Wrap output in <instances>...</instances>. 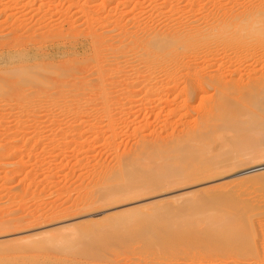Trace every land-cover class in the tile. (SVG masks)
I'll use <instances>...</instances> for the list:
<instances>
[{"label":"rangeland","instance_id":"obj_1","mask_svg":"<svg viewBox=\"0 0 264 264\" xmlns=\"http://www.w3.org/2000/svg\"><path fill=\"white\" fill-rule=\"evenodd\" d=\"M216 2L226 9L234 7L236 14L254 5L264 11V0H0V264H264V180L255 175L259 172L247 173L263 167L264 162L249 160L237 168L205 174L207 168L221 167L225 155L242 159L236 157H241L237 139L244 136L242 127L251 110L258 119L264 118V110L252 107L250 113L242 109L235 115L227 113L232 103L219 105V111L227 110V119H239L219 120L216 112L206 163H174L175 172L186 169L170 175L158 160L163 155L151 149L168 146L173 152L179 145L176 152L186 145L183 131L201 124V107L215 95L214 89L204 83L206 93L196 89L197 98L192 95L187 109L181 107L184 97L172 96L173 112L163 105H151L153 111L143 108L145 112L139 113L136 107L130 112L129 106H123L131 104L122 94L129 79L136 78L137 72L152 71L138 60L136 53L141 56L142 52L135 51V40L146 42L153 35L170 32L177 35L184 28L193 34L205 33L206 22L212 19L204 22L203 18L216 11ZM193 15L196 20L189 18ZM123 16L127 19L121 23ZM94 45L101 51L98 61L92 57ZM217 50L213 49L216 63L206 65L216 81L234 71V80L253 75L263 78L261 50L256 57L239 62L234 50ZM191 64L179 77L195 75L205 66ZM97 71L103 72L109 85L107 97L113 108L122 104L118 109L126 112L121 118L116 115L119 119L114 117V136L99 106L100 89L82 90L85 83L97 85ZM155 75L161 83L154 89V84L141 88L136 100L145 103L154 98L152 91L169 86L170 75ZM56 77L67 83L74 77L78 91L65 89L56 94L59 88L52 84ZM181 77L182 88L185 77ZM45 82L53 86L48 92ZM261 96L264 102V93ZM214 134L220 137L212 138ZM139 152H147L146 159L133 157ZM134 161L136 171L129 169ZM126 170L125 175L133 172L141 180L156 170L163 177L147 179L150 183L145 190L138 188L131 194L130 178L121 177ZM232 176L242 182L232 183ZM203 187L211 190L196 195ZM116 194L123 197L115 198ZM92 203L98 206L91 208ZM224 216L229 217L218 224V230L206 239L200 234L215 218ZM235 219L236 229L242 232L230 243L219 228ZM173 236L171 247L166 248L165 240Z\"/></svg>","mask_w":264,"mask_h":264},{"label":"bare ground","instance_id":"obj_2","mask_svg":"<svg viewBox=\"0 0 264 264\" xmlns=\"http://www.w3.org/2000/svg\"><path fill=\"white\" fill-rule=\"evenodd\" d=\"M216 5H218V6H216ZM216 5H215L217 7L215 9L216 11L213 14H211V15L209 14V16H205L203 18V21L205 20L204 22H206V20L208 18L210 19V21L212 19V22L211 23H208V20H207L206 25H205L207 27V31L205 33L198 32L197 34H193V33L189 32L187 29L184 28V30L181 31V33H179L177 35H175L173 32L172 33L170 32L168 34L166 33L165 35L162 34L160 36H154L153 35L151 37V39L146 40V42H141L142 40L137 42L134 39L135 40V45H134L135 46V51L138 50V52H142L141 56L138 53H136L138 60L142 64H145V66L149 70H152V71L149 72V73H147L146 75H144L143 72H142V74L141 73L139 74L137 72V74L135 76L136 78H134L133 80H131L132 78L129 79L130 82L128 84H125L126 85V89H124L125 91L122 94H123L124 98L127 99V101L129 103H131V104H127L126 103V105H123V106L124 107L125 106H129L127 108L130 110V112H131V110L133 111L135 109L134 107H136L137 110L139 109L137 111V113L141 112V110L143 108L144 109L145 108L146 109H149L150 108V110H151L152 109L151 105H154V107H162V105H163V108L166 107V109L167 108H170L171 106L173 107V105H174L173 103H172L173 105H169V104H171L170 103V100L172 99L171 97L174 96V95H176L177 97H179V96L184 97L183 100L181 101V103H182V106L181 107L183 109L184 108L187 109V108H189L188 107L189 101L192 100L191 99L192 95L195 96V99L197 98V95L198 94L195 93L196 92L195 91L196 89H197V91L203 92V94L206 93V90L207 89L205 88L204 83H206L208 85V87L214 89V92H215V95L213 97H210V100L208 101L207 104H205L204 106H202L203 103L201 104V106H202L201 107V109H202L201 111H203L202 112V115H201L202 116V122H201V124L197 128H194V129H190V127H188L185 130L183 129L184 131L181 130V131L185 132V134H186V135H184V137L185 136L187 137V141H188L187 144L185 143L186 145L180 147V149H178L176 152H175V150H176L175 148H177L179 145L177 147L175 145V148L173 147L174 151L172 152L170 149L167 150V147H168L166 145L167 143L165 144L167 147L164 146L166 149H162V147H159V146H157V148L153 147V148H155L154 149L155 151H153V149H151L152 152H155L156 153V151H158L157 153L160 152L163 155V156L159 157L158 160L161 162V164H163L165 166V168H166L165 171L169 172L170 175L173 174V173H177V172H175V168L173 169V167H172V164H174V163H190L192 161H196V162H198V163L201 164V163L205 162V159H207V155L210 156L209 153L211 152V148H212L211 146L213 145V143H212L213 140H211V133L210 132L214 129L213 128L214 126L212 125V120H214V117L216 116V115L214 116V114L216 112H218V116L217 117L219 118V120H226L227 119L226 118L227 116H225L227 110H224L225 109V107H224L223 110H220L219 111L218 109L221 108L219 105H221V104H223L225 102H230V103H228L226 105H229V104L232 103V105H231L232 107L231 106H229V107L226 106L227 109L229 108L228 111H227V113L228 112H233V114H235V115L237 114L236 112H238L239 110H242V109H246L249 112V109L252 108V107L258 108L257 109L258 111L259 110H264V107H262V106H264V104H263L264 102H262L263 101V98L261 96L262 93H264V76H263V78H260V76L259 77L258 76L253 77L254 76L253 75V76L247 78V80L238 79V78H237L238 80H234L233 79V76H234V73H235V71H234L230 75H227L226 74V77H222V78L218 79V81H216L217 79L215 78V76L209 75V73L206 70V68H207L206 65H209V64L211 65V64L216 63V62H214V59H215L214 57H217L216 56L217 54L214 56L213 49H215V51H216V49H218V50L221 49V50H223V53L224 52H227V50H234V52H235L234 55H235V57H237V59L236 58H234V59H235V61H238V62L240 60L241 61L242 60H247L248 61V60L256 57L257 56V53L259 52L258 50H261L262 53H264V11H262L263 9L259 10L260 8L258 9V7L254 8L255 7V5H254V7L252 9H246V10L242 11L241 13H237L236 14V13H234V11H232L234 7L231 10V9L223 8L222 7L223 4L217 3ZM219 5H221V6H219ZM226 5H229V4H225L224 6H226ZM195 16L193 15L192 17L190 16L189 18L195 19L196 18ZM126 19H127V17L126 16H123L119 21L122 23V22H125ZM187 21H189V20H187ZM193 21L194 20H192V22ZM113 23H114V21H113ZM117 23H119V22H117ZM184 27H186V26H184ZM89 30H90V28H89ZM88 33L91 34L90 36L94 35V32L91 33L89 31ZM124 34H126V35L128 34L129 35V33H127V32H124ZM101 44H103V43H101ZM93 47H94L93 48L94 50H92V51L94 52V56H92V57L94 58V60L98 61L97 58L101 54L100 48H99L98 45L97 46L94 45ZM221 50H219V51H221ZM219 54H221V53H219ZM225 57L228 58L227 56H225ZM91 59H90V61L93 62V60H91ZM222 59H224V57ZM263 61H264V59H263ZM136 62H137V60H136ZM191 63L194 64L193 66L201 63V65H205L206 67L204 66L203 68H201L198 65V67H200L201 70L199 69V72L196 71L197 74L194 73L195 75H192L190 77H189L188 74H184V76L182 75V77H185V79H184V86L181 88L180 87V83H179V80H180L179 78L181 77V76L179 77V75L181 74L180 72L185 71L186 67L190 66ZM98 67H96V68L98 69ZM229 67H232V66L229 65ZM40 68H42V71H44V72H45V70H47V69H44V66H41ZM101 68H100V70H102ZM109 70H113V69H109ZM221 70H223V69H221ZM69 72L70 71H68V74H69ZM72 72H73V70H72ZM132 72H134V71H132ZM157 73H162V74H165V75L167 74L168 76L170 75V79L166 81V82H168L169 86L164 87V88H161V89H157L156 91H152L150 93V95L153 96L154 98L151 99V100H148L145 103H143V100L141 101V99H139V98L136 100L135 98L138 97L137 96V91H139L141 88L146 87V86H148L150 84H154L155 85L153 87V89H154L156 86H158L161 83L160 81H157V79H156V75L155 74H157ZM255 73H257V70H256ZM232 74H233V76H232ZM252 74H254V72ZM60 75L63 76L62 74H60ZM60 75H56V76H60ZM96 75H98L97 81H96V84L97 85L92 84V82H88V83H85V84L82 85V90H83V88L84 89L86 88V90H89V93H90V91L93 92V91H96V89H100V95L102 96V98H101V102L99 101V103H100L99 106L101 108V111H104L105 115H107L108 119H106V120H107V123L109 122L107 126H109L108 128H110L111 129V132H112L113 129H114V127L112 128V125L114 124V121L117 118L116 115L120 114L119 117L121 118V116H122V114H123L124 111H122L121 109H118L119 107L122 106V104L118 108L117 107L116 108H113L114 105L111 104V101L107 97V91H108L109 85H108V83H105L106 81L104 82L103 72L102 71H97ZM72 76H74V75H72ZM43 77H44V75H43ZM182 77H181V79H182ZM59 78L56 77L55 79H52L53 80L52 81L53 82L52 83L53 86H55V87L57 86V88H59V91L56 94H62L65 91V89L66 90L69 89L68 91L71 92V93H74L73 91H76L77 89H79V88H77L76 82L74 83V79H73L74 77L72 78L73 81H69V83H67V82H65L63 80H60L61 78L60 79ZM67 78H68V76H67ZM45 83H46V87H45L44 90H46V92H48V91L51 90V88L53 86L51 85L52 87L51 86L48 87L47 82H45ZM49 84H50V82H49ZM44 85L45 84L43 83L42 86H44ZM79 85H80V83H79ZM96 95H95V97H96ZM74 98H75V96H73V99ZM200 98L202 99L204 97L201 96ZM190 102H192V101H190ZM91 103H94V102L91 101ZM218 106H219V108H217ZM174 107H175V105H174ZM127 108H125V109H127ZM79 109L80 108H78L77 110L79 111ZM122 109H124V108L122 107ZM144 109H143V111L145 112L146 109L145 110ZM170 109L169 110L167 109V110L168 111H171V112L176 111V109L175 110H173L172 108H170ZM183 109H181V110H183ZM117 110H119V111H117ZM129 110H128V112H129ZM154 110H155V108H154ZM152 111H153V109H152ZM177 111H179V110H177ZM112 112H113V114H112ZM128 112H127V114H128ZM248 112H246V113H248ZM124 113H126V112H124ZM252 113H253V111L251 110V114ZM233 114H231V115H233ZM251 114H250L249 121L246 122L247 124L244 123L245 125L243 127L247 126V127L244 128L245 131H244L243 127H242L243 132H245L244 133V136H241L240 137V140L237 139V141L240 142V143L237 142L239 144V145L237 144L239 146V148H237L235 146L237 148V150L239 149V151L241 152L240 153L241 157L237 156L232 151L236 155V157H238V159L239 158H242V159H239V161H235L232 158H229V156L225 155V156H223V158H225V157H227V158H225L223 160V163L221 161V163H222L221 164V167H217L215 169L214 168H211V167L210 168H207V169H205V172H206L205 174L213 175V174H215V171L218 170V169H220V168H228V169L237 168L236 166H238L239 163H241V164L242 163H247L249 160L250 161L251 160H255V161L262 160L264 162V126H263L264 125V121L263 122L260 121V120H262L264 118H262V119L259 118L258 119L257 118L258 115L256 113H253L254 114L253 116H251ZM169 115H170V113H169ZM115 116H116V118L114 119ZM229 116H230V114H229ZM246 116H248V115H246ZM233 117H229V118L232 119ZM229 118L227 119V121L229 120L228 122H231L230 121L231 119H229ZM234 118H237V117H234ZM244 118H246V117H244ZM117 119H119V118H117ZM237 119H239V118H237ZM123 120H121V121H123ZM125 120H126V118H125ZM123 122H125V121H123ZM234 122H236V121H234ZM238 122H239V120H238ZM240 123H243V121L242 122H239V124ZM233 126H235V125H233ZM227 127L229 128L230 126H227L226 125V128ZM211 128H213V129L211 130ZM215 128H217V127H215ZM75 130H76V128L73 129V131H75ZM114 135H115V132H114L113 136ZM239 135H240V133H239ZM216 136L217 135H215V136L212 135V138L213 137L216 138ZM184 137L182 135V138H184ZM217 137L219 138L220 136L218 135ZM221 137H223V134H222ZM241 138H243V139H241ZM172 140L173 139H171L169 142H171ZM210 141H212V142H210ZM169 142H168V145L173 144V143L175 144V141L172 142V143H169ZM161 145H164V144L161 143ZM227 146H228V144H227ZM170 147H172V146H170ZM228 149H229V147H228ZM228 149H227V151H228ZM214 151H215V149H214ZM222 151H224V150H222ZM143 152H144V150H143ZM152 152H150V154ZM170 152L172 154L174 152L175 153L173 155H171ZM224 153H226V151H224ZM146 154H147V152H146ZM146 154L145 153H140V154H136V155L134 154L133 157L135 159H138V158H141V157L144 158ZM228 154H229V151H228ZM234 154H232V155H234ZM138 156H141V157H138ZM145 159H146V157H145ZM137 162H139V161H137ZM135 163L136 162L134 161V163L132 164V166L129 168L130 170L131 169H133L134 171L137 170V167H136V164ZM157 163H159V162L157 161ZM188 166H190V164ZM201 168H202V166L200 168H198L197 170H199ZM129 169H128V171H129ZM185 169L186 168H184V170ZM182 170L180 171L181 173H182ZM128 171L126 170V172L122 173L121 177L122 178H124V177L130 178L129 190H130V193L131 194L132 193H135V192H138L139 191L138 188H141L142 190H145L147 188L148 184L150 183V181H147V179H151V181H153L155 179L157 180V178H160V176L163 175L162 172H160L159 170L151 171V172H149L150 173L149 174L150 176H148V178L146 180L145 179H142L141 180L139 178V176H136L133 172L132 173L129 172L127 175H125V173H127ZM178 172H179V170H178ZM251 172H259V174H255V175L256 176H259V178L261 177V179L264 180V166L261 167V168H257L255 170L253 169V170L247 171V173H251ZM181 173H177L176 175L181 174ZM216 174H219L220 176H222L225 173L224 172H222V173L219 172V173H216ZM232 177L235 178V179L231 178V179H233V180H231L232 183H234V184L235 183L236 184L239 183L240 184L242 182V178H239V177L237 178V176H232ZM191 179H193V178L192 177H189L188 180L191 181ZM208 180H210V178ZM172 181H174V180H172ZM146 182H148V183H146ZM206 189H207L206 187L200 188V189L196 190L195 193H196V195H205L204 193H205ZM207 190H211V188H209ZM108 191H107V194H108ZM122 197H123V195H121V194H116L115 195V198H118V199L119 198H122ZM95 204L96 203L90 204V207L92 208V207L98 206V204L97 205H95ZM198 207L199 208H202L200 206H198ZM94 216H96V215H94ZM219 217H223V215L222 216H219ZM219 217H217V218L214 217L216 223H215V221H213L211 223V225H209V227L212 228V229L207 228V231H208V229L210 230L209 233H207V235L205 234V232H207L206 230L200 232V234L202 236H204L205 239H206V237H208V235L210 234L211 231L214 232L215 230H218L217 229L218 224H221L222 223V220H225L226 221V218H228L229 216L228 217H225L224 216L225 219L219 218ZM124 221L126 223V220H124ZM186 221L187 220H185L183 222L185 226H186ZM235 222H236V219L233 220V221H230V222L227 221V223L221 225V228H219L221 230V234L223 235V237L226 238V240L229 241L230 243L231 242L233 243V241L235 240V236H240L241 235L240 233L242 232L239 229H236L237 226H236ZM183 223H182V225H183ZM214 224H215V226L214 227H211ZM173 238H174V236L172 238H170L169 240H165L164 243L166 245L165 246L166 248L171 247V244L173 243ZM229 242H228V244H229Z\"/></svg>","mask_w":264,"mask_h":264}]
</instances>
